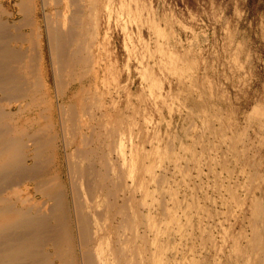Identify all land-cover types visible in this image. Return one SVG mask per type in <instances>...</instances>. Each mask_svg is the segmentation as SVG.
Wrapping results in <instances>:
<instances>
[{
  "label": "rangeland",
  "instance_id": "1",
  "mask_svg": "<svg viewBox=\"0 0 264 264\" xmlns=\"http://www.w3.org/2000/svg\"><path fill=\"white\" fill-rule=\"evenodd\" d=\"M92 5L82 79L127 193L124 264H264V0Z\"/></svg>",
  "mask_w": 264,
  "mask_h": 264
},
{
  "label": "bare ground",
  "instance_id": "2",
  "mask_svg": "<svg viewBox=\"0 0 264 264\" xmlns=\"http://www.w3.org/2000/svg\"><path fill=\"white\" fill-rule=\"evenodd\" d=\"M11 1L0 0V264H124L127 193L82 79L97 62L85 41L94 3Z\"/></svg>",
  "mask_w": 264,
  "mask_h": 264
}]
</instances>
